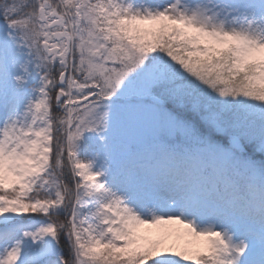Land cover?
<instances>
[{"label":"snow or ice","instance_id":"6c2138e0","mask_svg":"<svg viewBox=\"0 0 264 264\" xmlns=\"http://www.w3.org/2000/svg\"><path fill=\"white\" fill-rule=\"evenodd\" d=\"M0 264H264V0H0Z\"/></svg>","mask_w":264,"mask_h":264}]
</instances>
